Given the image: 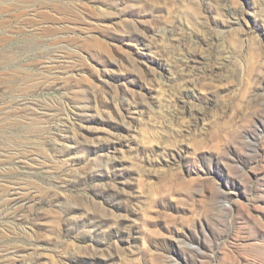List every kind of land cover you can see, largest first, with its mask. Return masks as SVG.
Returning a JSON list of instances; mask_svg holds the SVG:
<instances>
[{"label":"rangeland","instance_id":"374dc122","mask_svg":"<svg viewBox=\"0 0 264 264\" xmlns=\"http://www.w3.org/2000/svg\"><path fill=\"white\" fill-rule=\"evenodd\" d=\"M0 264H264V0H0Z\"/></svg>","mask_w":264,"mask_h":264},{"label":"bare ground","instance_id":"6f19581e","mask_svg":"<svg viewBox=\"0 0 264 264\" xmlns=\"http://www.w3.org/2000/svg\"><path fill=\"white\" fill-rule=\"evenodd\" d=\"M194 58H195V56H194ZM189 59V58H188Z\"/></svg>","mask_w":264,"mask_h":264}]
</instances>
